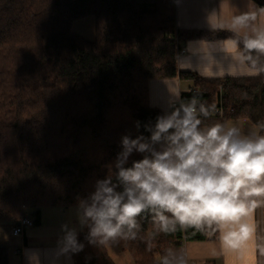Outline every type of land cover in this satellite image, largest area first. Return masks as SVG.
Listing matches in <instances>:
<instances>
[{
	"label": "trees",
	"instance_id": "obj_1",
	"mask_svg": "<svg viewBox=\"0 0 264 264\" xmlns=\"http://www.w3.org/2000/svg\"><path fill=\"white\" fill-rule=\"evenodd\" d=\"M254 1L264 8V0ZM89 16L94 39L72 31L75 20ZM193 38L231 39L244 51L233 30L180 28L175 0H0V228L29 208H36L38 226L42 208L79 206L94 192L110 165L115 171L121 138L149 136L144 126L164 114L151 103L152 79L192 81L197 91L183 99L215 103L221 78L179 70V42ZM225 79L235 110L205 123H264V73ZM139 159L134 152L128 166ZM140 224L136 239L116 244L134 264H159L169 248L218 237L194 229L161 233L149 250L150 216ZM87 234L78 240L83 249L71 252L75 264H116L111 244H90ZM10 261L11 248L0 241V264Z\"/></svg>",
	"mask_w": 264,
	"mask_h": 264
},
{
	"label": "clouds",
	"instance_id": "obj_2",
	"mask_svg": "<svg viewBox=\"0 0 264 264\" xmlns=\"http://www.w3.org/2000/svg\"><path fill=\"white\" fill-rule=\"evenodd\" d=\"M255 20V13L241 15L232 25L244 32V51L237 54L241 74L264 73V24L251 25ZM169 107L154 124L144 126L149 136L121 138L115 171L110 165L108 176L97 180L94 192L79 202L78 219L88 228L86 239L95 245L134 240L140 219L147 215L153 228L149 250L157 234L194 229L210 236L218 233L225 253L235 254L240 264H252L254 248L264 255L253 218L264 206V123L249 130L220 121L205 123L216 104L197 96L183 99L179 90L173 91ZM136 126L139 129V122ZM134 152L142 159L128 166ZM62 229L64 249L82 250L76 230L67 225ZM159 264L188 261L184 251L169 248Z\"/></svg>",
	"mask_w": 264,
	"mask_h": 264
},
{
	"label": "crops",
	"instance_id": "obj_3",
	"mask_svg": "<svg viewBox=\"0 0 264 264\" xmlns=\"http://www.w3.org/2000/svg\"><path fill=\"white\" fill-rule=\"evenodd\" d=\"M177 25L187 29H206L210 31L226 29L233 30V22L237 16L256 14V20L250 21L251 25L264 24V13L259 4L254 0H175ZM233 32L244 35V32ZM224 39V38H223ZM219 39L205 40L200 38L188 39L184 47L187 52L179 54V70L193 71L204 77L226 78L231 76H246L241 74L237 54L242 53L238 44L229 42L225 48H218L215 43ZM225 40V39H224ZM179 77L154 78L150 81V99L152 105L161 109L163 113L170 111V102L173 100V91L179 90L182 94L187 92L192 84L187 88H182ZM189 81V80H187ZM226 123L238 124L244 130L255 128L254 124L242 119H228ZM46 210V211H45ZM41 224L29 230L27 237H20L15 243L13 259L16 264H75L72 250H65L63 247L62 225H67L69 229H75L77 240L83 236L87 227H82L79 223L78 212L72 207H44L41 209ZM254 222L257 224V243L264 240V206L258 207L254 212ZM59 228L58 233L45 234L43 227L46 223ZM12 222L3 224L0 228L2 242L9 245V238L12 231ZM8 229L10 231H8ZM4 234V235H3ZM19 237V236H15ZM57 238L56 244L44 246L42 241ZM52 240V239H51ZM11 246V245H10ZM187 257L196 262L188 264H240L235 254L225 253L219 244L218 237L213 240L190 241L185 243ZM19 249L17 253L16 250ZM252 264H264V255H261L259 248H254L251 253ZM19 256V259L16 258ZM211 261V262H210ZM11 264L12 261H11Z\"/></svg>",
	"mask_w": 264,
	"mask_h": 264
},
{
	"label": "rangeland",
	"instance_id": "obj_4",
	"mask_svg": "<svg viewBox=\"0 0 264 264\" xmlns=\"http://www.w3.org/2000/svg\"><path fill=\"white\" fill-rule=\"evenodd\" d=\"M72 31L74 33H77V34H81V35L85 36L86 38L94 39V37H95V17L89 16L86 18L75 20L72 24ZM179 44H180L179 45L180 47H184L183 45H185V42L181 41V42H179ZM191 84L192 83L190 81L182 80L180 86H182V88H184V89H187ZM42 209H44V208H42ZM73 209H76L78 212V206H73ZM35 211H36V208H29L26 214H29L33 217ZM12 219H14V218H12ZM38 226L34 225L33 228H36ZM42 227H43V231L45 232V234H53V233L60 232L59 228L52 226L48 222ZM33 228H31V229H33ZM8 231H10V230L8 229ZM62 232H63V237H64V235H65L64 230ZM20 237L21 236L15 237L11 234V237L8 239L9 240L8 246L10 248L14 249L15 243H17L20 240ZM51 239H47L45 241H42L40 244H43L44 246L56 244L55 241H57V238L52 237ZM1 240H2V234L0 231V241ZM193 241H198V240H193ZM187 242H190V241H187ZM181 251H184L186 253V257H187V251H186L185 246ZM109 252H110L112 259L114 260V262L116 264H134V260H133L132 256L130 255V253L127 250L119 247V245H116V244L110 245L109 246ZM12 253H13V250H11V261L13 264H16V262L13 260L15 258V256ZM16 258L19 259V256H16ZM11 261H10V264H11ZM187 261L189 263L196 262L194 259H189L188 257H187Z\"/></svg>",
	"mask_w": 264,
	"mask_h": 264
},
{
	"label": "built area",
	"instance_id": "obj_5",
	"mask_svg": "<svg viewBox=\"0 0 264 264\" xmlns=\"http://www.w3.org/2000/svg\"><path fill=\"white\" fill-rule=\"evenodd\" d=\"M185 52H187V49L180 47L178 53L183 54ZM226 81L227 80L225 78L221 79V85H219L218 89V100L214 103L216 104V112L213 114L211 119L222 118L227 113L235 110V101L232 98H228V93L223 85ZM196 91L197 87H191L187 92L194 93ZM12 223L11 228L15 236L27 237L29 230L35 225V220L31 215L25 214L19 218L12 219ZM16 252L18 253L19 249H17Z\"/></svg>",
	"mask_w": 264,
	"mask_h": 264
},
{
	"label": "water",
	"instance_id": "obj_6",
	"mask_svg": "<svg viewBox=\"0 0 264 264\" xmlns=\"http://www.w3.org/2000/svg\"><path fill=\"white\" fill-rule=\"evenodd\" d=\"M229 42H232V40L231 39H225V40L219 39V40L215 41V43L218 44V48L220 47V49L225 48L226 44ZM255 224H256V222H255ZM256 229H257V224H256Z\"/></svg>",
	"mask_w": 264,
	"mask_h": 264
}]
</instances>
